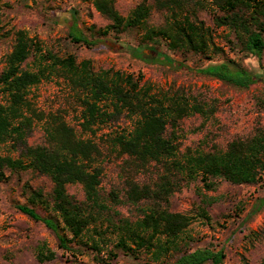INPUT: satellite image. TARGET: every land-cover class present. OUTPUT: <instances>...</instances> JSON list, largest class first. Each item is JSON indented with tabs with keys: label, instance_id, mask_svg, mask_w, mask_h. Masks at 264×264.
<instances>
[{
	"label": "trees",
	"instance_id": "trees-1",
	"mask_svg": "<svg viewBox=\"0 0 264 264\" xmlns=\"http://www.w3.org/2000/svg\"><path fill=\"white\" fill-rule=\"evenodd\" d=\"M92 2L110 21L97 32L118 36L137 30L138 48L151 45L158 49L163 43L174 53L213 59L223 53L216 42L217 30L222 29L226 31L222 36L240 53L264 56V0H142L126 16L115 0ZM2 7L0 2V38L10 34L1 25ZM203 9L211 13L214 26L200 18ZM154 10L165 12L160 25L150 23ZM74 28L72 39L88 43L76 22ZM13 34L14 44L0 72V143L8 144L10 151L0 154V181L8 178L6 171L32 170L49 176L53 183L45 193L26 182V203L18 208L52 228L66 251L83 255L90 250L103 264H111L120 254L134 258L136 264H223V248L190 247L194 237L189 227L197 218L210 220L207 206L214 200L202 189L216 190L221 181H259L264 172V126H257L250 136L233 139L225 149L182 150V120L194 113L214 114L213 104L180 89L156 90L142 73L96 70L91 59L79 61L73 53L61 55L24 28ZM201 71L241 87L264 79V74L225 58ZM52 78L64 80L76 95L73 111L80 130L68 121L66 109L46 112L32 98V87ZM123 115L131 120V128L108 132L107 137L119 157L126 156V196L121 200L113 190L108 201L100 189L105 153L95 138L100 129ZM38 123L43 126L45 141L31 144ZM152 163L161 165L163 172L153 181L140 182L137 172L148 170ZM193 182L201 183L197 189L201 205L193 211H173L172 194ZM71 184L82 186L83 199L68 191ZM119 203H129L134 214L124 215L116 208ZM55 257L46 243L38 246V260Z\"/></svg>",
	"mask_w": 264,
	"mask_h": 264
},
{
	"label": "rangeland",
	"instance_id": "rangeland-1",
	"mask_svg": "<svg viewBox=\"0 0 264 264\" xmlns=\"http://www.w3.org/2000/svg\"><path fill=\"white\" fill-rule=\"evenodd\" d=\"M123 15L142 0H115ZM150 2L152 0H149ZM2 7L1 25L10 34L0 38V72L5 66V57L14 44L13 31L18 28L28 30L31 36L39 38L45 47L65 55L73 53L78 60L89 58L96 70L113 68L127 73L143 74L144 80L154 84L156 90H184L201 100L213 104L214 114L204 117L200 113L185 117L181 122L180 147H215L225 149L230 141L247 137L255 132L257 126H264V79H259L249 87H241L201 71L203 66L220 59L240 62L256 74H264V56H246L235 45L227 42L222 29L217 30L216 42L223 48L222 54L213 59L201 55L186 56L170 51L163 43L157 47L138 48L139 33L128 30L121 35H100L97 31L110 21L94 6L92 0H0ZM199 16L208 25L214 26L211 13L200 10ZM165 12L154 10L150 23L160 25ZM83 31L87 42L72 39L74 24ZM90 28H94L92 31ZM138 48V49H137ZM142 52H144L142 54ZM31 96L37 106L46 111L59 108L68 111V121L80 130L77 115V97L62 79L44 80L31 89ZM0 97V102H1ZM131 120L123 115L98 131L96 140L105 153L101 164L104 168L101 192L111 201L109 193L116 191L125 200L126 184L123 171V157H119L107 137L108 132L130 129ZM31 144L43 143L45 134L41 123L35 125L30 136ZM8 144L0 143V154H8ZM12 154H15L12 152ZM163 172L161 165L152 163L148 170L137 172L140 182H150ZM0 181V264H103L88 250L83 255L72 254L63 249L55 231L42 220L34 219L18 208L26 203L24 184L41 188L45 193L52 189L49 176L36 171H21ZM200 182L183 186L170 197L173 211L188 212L201 205V195L197 189ZM68 191L78 199L85 197L80 184H71ZM204 193L213 198L207 206L210 220L197 218L189 229L194 240L191 248L209 247L224 249L226 257L223 264H264V172L254 184H233L221 181L218 189ZM116 208L124 215H133L135 210L129 203H119ZM42 215L48 212L40 211ZM46 243L56 253L52 260L40 261L37 258L38 246ZM109 248H111L109 246ZM107 257L106 253H103ZM137 261L120 254L111 264H136Z\"/></svg>",
	"mask_w": 264,
	"mask_h": 264
}]
</instances>
